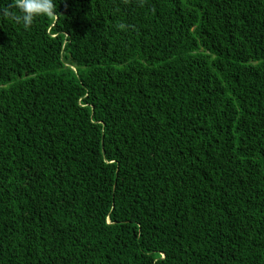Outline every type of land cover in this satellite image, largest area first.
<instances>
[{"label": "trees", "instance_id": "trees-1", "mask_svg": "<svg viewBox=\"0 0 264 264\" xmlns=\"http://www.w3.org/2000/svg\"><path fill=\"white\" fill-rule=\"evenodd\" d=\"M54 7L0 14V264H264V0Z\"/></svg>", "mask_w": 264, "mask_h": 264}, {"label": "clouds", "instance_id": "clouds-1", "mask_svg": "<svg viewBox=\"0 0 264 264\" xmlns=\"http://www.w3.org/2000/svg\"><path fill=\"white\" fill-rule=\"evenodd\" d=\"M54 10V0H13L10 8L0 9V14L30 27L40 17H51Z\"/></svg>", "mask_w": 264, "mask_h": 264}]
</instances>
